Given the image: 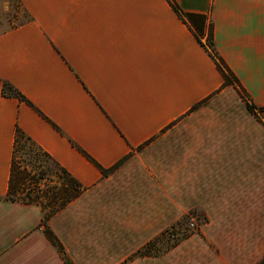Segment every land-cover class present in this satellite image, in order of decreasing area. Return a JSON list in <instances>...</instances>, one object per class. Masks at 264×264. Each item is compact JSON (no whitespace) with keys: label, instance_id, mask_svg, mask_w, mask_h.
Masks as SVG:
<instances>
[{"label":"crops","instance_id":"1","mask_svg":"<svg viewBox=\"0 0 264 264\" xmlns=\"http://www.w3.org/2000/svg\"><path fill=\"white\" fill-rule=\"evenodd\" d=\"M174 1L204 17L201 43L166 0H18L28 21L0 28V264H65L42 208L3 199L17 127L85 188L49 221L72 264L264 255V0ZM210 27L258 118L223 87ZM83 152L106 170L123 163L104 177ZM195 209L208 218L201 235L131 259Z\"/></svg>","mask_w":264,"mask_h":264},{"label":"trees","instance_id":"2","mask_svg":"<svg viewBox=\"0 0 264 264\" xmlns=\"http://www.w3.org/2000/svg\"><path fill=\"white\" fill-rule=\"evenodd\" d=\"M173 11L180 17L184 22L188 21L190 25L194 27V32L197 40L201 43V38L204 36V30L202 24L204 21L203 16H196L192 14L184 13L181 8L177 5L174 0H166ZM206 47L210 53V56L214 60L218 70L224 78L223 87H235L240 95L246 109L254 117L258 118L259 110L249 99L248 95L242 89L238 79L226 66L225 62L219 56L216 51L213 39L212 27L208 31V38L206 40ZM3 94L7 97H12L18 99L20 102L26 103L29 106L32 104L12 85L8 83L3 84ZM198 106H195L192 111L196 110ZM27 146L28 151L25 150V155H34L41 154V156L46 160L45 163L49 164L46 168H42L40 173H32V171L25 168H21L17 162L16 154L18 151H24V147ZM83 154L94 163L102 172L103 176L106 177L112 172H114L118 167L123 163L120 162L110 169H103L97 163L94 162L86 153ZM57 177L58 182L53 186H42L40 184L41 180L48 179L46 177ZM85 191V188L64 168L60 167L56 162H54L48 154H46L30 137H28L19 127L16 128L15 132V142L14 150L12 156V165H11V177L9 190L5 198V201L19 202L25 205H39L43 211L42 218V228L45 237L52 244V246L57 250L65 264H72L68 258L65 249L59 239L55 236L52 230L49 227L50 219L56 215L61 210L65 209L71 202L78 199ZM2 199V198H0ZM186 221L185 218H182L170 228L165 230L160 236L149 242L141 250H139L131 258L132 260L138 257H161L165 255L168 251L178 246L182 241L188 238L187 235L184 238H175L177 235L176 227L183 225ZM264 264V258L258 263Z\"/></svg>","mask_w":264,"mask_h":264},{"label":"rangeland","instance_id":"3","mask_svg":"<svg viewBox=\"0 0 264 264\" xmlns=\"http://www.w3.org/2000/svg\"><path fill=\"white\" fill-rule=\"evenodd\" d=\"M20 7L21 6L18 0H0V28L3 31L13 29L21 25L22 23L28 21V15L25 12L19 14L20 12L23 11L22 9L20 10ZM25 150L26 151L29 150L27 146L24 147L23 152L18 151V153L16 154L17 162L19 163V165L16 164L17 167L20 166L21 168L30 170L34 174V173H40L38 169L41 170L42 168H46L49 165L45 163L46 160L41 156L40 153L36 154L37 152H34V155L30 154L29 156L24 154ZM47 178H49L48 182L46 180L40 181V184H42V186H46V187L53 186L58 182V179L55 175L53 178L46 177V179ZM191 217L194 218L195 223L198 225V230L195 232H192V230H190L188 227V223H190L189 219ZM183 218H185L186 221L183 223V225L176 227V232H177V235L175 237L176 239L177 238L182 239L184 238L185 235H187L188 238L192 236L201 235V229L207 223L208 220L206 215L202 214V212L197 209L190 211ZM259 232H260L259 245L262 246L264 245V233H262L263 231L261 230V228ZM263 258L264 255L260 256L258 263Z\"/></svg>","mask_w":264,"mask_h":264},{"label":"built area","instance_id":"4","mask_svg":"<svg viewBox=\"0 0 264 264\" xmlns=\"http://www.w3.org/2000/svg\"><path fill=\"white\" fill-rule=\"evenodd\" d=\"M190 223H188V227L190 230H192V232H195L198 230V225L195 223L194 218H190L189 219Z\"/></svg>","mask_w":264,"mask_h":264}]
</instances>
